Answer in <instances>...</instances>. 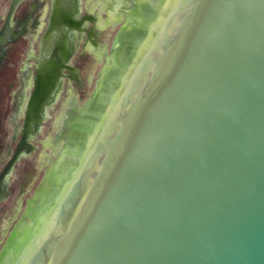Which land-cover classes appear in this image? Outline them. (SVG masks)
Masks as SVG:
<instances>
[{"label": "water", "instance_id": "95a60500", "mask_svg": "<svg viewBox=\"0 0 264 264\" xmlns=\"http://www.w3.org/2000/svg\"><path fill=\"white\" fill-rule=\"evenodd\" d=\"M133 1L104 0L103 8L80 0L99 16L93 39L104 46L116 40L97 88L80 105L99 72L93 58L100 54H84L75 36L76 28H85L79 0H52L17 155L33 147L29 139L75 48L76 105L65 123L59 106L50 107L37 138L58 130L66 139L59 164L72 160L63 168L55 163L42 190L37 165L20 166L9 187L12 162L2 170L0 264H19L29 249L28 264H264V0H178L162 26L171 0ZM18 2L12 0L0 28V76L7 81L0 87V132L6 112L13 123L19 120L30 68L15 103L5 98L17 82L25 37H35L46 6L28 0L13 26ZM125 14L128 23L116 36ZM115 100L117 113L102 128ZM4 137L0 133V162L9 146ZM63 192L49 229L36 238L43 214ZM26 205L36 225L20 242ZM16 239L18 250L8 245Z\"/></svg>", "mask_w": 264, "mask_h": 264}, {"label": "trees", "instance_id": "16d2710c", "mask_svg": "<svg viewBox=\"0 0 264 264\" xmlns=\"http://www.w3.org/2000/svg\"><path fill=\"white\" fill-rule=\"evenodd\" d=\"M11 1L12 0H0V12H1V16H2V19H1V22H0V28L2 27V25H3L4 21H5V18L7 16V14H8V11H9V8H10V5H11ZM27 1L28 0H20V2L16 5L13 13L11 14V24L13 26H14L16 17H18L19 12L22 11V7ZM92 1H93V3L96 2V0H92ZM176 2H177V0H173L172 4H174ZM79 3H80V0H79ZM45 5L46 6L43 7V15H42V17L40 19L41 20L40 21V27H39L37 33L35 34V37L34 38L25 37L27 39V42L25 44V47H24V50H23V53H22V57L20 59L19 65H18V71L16 73L17 82H16V85L14 87L13 93L10 94L9 96H7V98H5L6 102H8L12 106L13 100H14V96H13L14 92H16L18 90V88L20 87V74H21L22 70L29 64L30 67H31V70H32V74H31V77L29 79V85H28V88H27V93H26V96H25V99H24V102H23V108H22L23 119H22V122H21V125H20L19 132L21 131V128L23 126V120L25 118V108H26V106L28 104L29 98H30L31 93H32V89L34 87L35 67H36V63L37 62H36V59L33 56H36L38 54L40 40H41L44 32L47 29L48 20H49V16H50V13H51L52 0H45ZM79 6H80V4H79ZM171 10H172V6H171ZM80 14H81V10L79 11L78 16H80ZM94 14L97 16V14L95 12H94ZM125 21H126V17L124 15V17L119 22H117L115 27H114L115 34L119 30V27L121 26V24L123 22H125ZM156 37H154V39L149 41V43L147 44V47H146L147 49H146L145 53L149 50V48L151 46V43L156 39ZM112 44H113V40L111 42H109V44H107L106 51L105 52L103 51V53L98 57V59L100 61L99 72H98L96 78L93 80V82L91 84L90 92L85 95V99L82 101V103L80 105H84L85 102H87L92 97V93H93V91H94V89H95V87H96V85L98 83V79L102 75V73H103V71L105 69L106 63L108 61L107 60V56H108V53L110 51V47L112 46ZM76 51H77V49H76ZM135 65L136 66H135V68H133V71H135L137 69V67L139 66V62H137ZM133 71H132V73H133ZM132 75H130V77L128 79V83H129V80L131 79ZM1 81L4 82L5 84L2 83ZM5 81L6 80H4L0 76V87H6L7 81L6 82ZM65 87H67V88H65ZM66 90L70 92V95L68 96V99H66L62 104L57 105L59 107L56 110V113H57L58 117L63 119V120H65V121H66V119L68 117V114L70 112V108L72 107V104H74V100H73L74 96L73 95H75V93L78 91V88L75 86L74 83L73 84L69 83L68 79H64V82H63V84H62V86L60 88V91H59L57 97H59V95H60V93L62 91H64L66 93ZM116 113H117V100L114 103H111L107 107L106 113H105V119H103V121L101 123L102 128L105 126V124ZM8 115H9V113L6 112V114H5V118L6 119H4L5 123L1 127V132L0 133L5 136L4 138L6 140L7 145L9 144V146H12V148H14L16 143H17V141H14V142L11 141V136L13 134V127L8 123ZM48 115H49V107L47 108L46 116H45L44 121L42 123L40 132L31 139V142L35 145V149L29 155H25L20 161H18L16 163V165L13 168V172L11 174V177H10V185L12 184L11 181H12L13 174L17 171V169L20 166L25 165V166H27L29 168L30 167L34 168L37 165V167L40 168V173H39L40 175L39 176H40V180H41V185L38 188V190H42L43 186L46 184V182L48 180L47 177H48V174H49L50 170L52 169L53 165L55 163L59 164L60 159L64 157V156H61V154H62V152L64 151V148H65V143H66V139L65 138H58V139L54 140V136L55 135L52 132L48 138H44V139L41 138V140L37 139L38 137H40L43 134V125H44V122H45L46 118L48 117ZM98 136H97V138H98ZM18 138H20V135H18ZM94 143H95V141L90 146L89 151L83 157L82 161L77 165V169H76L77 172L82 167V165L84 164V162L87 159L88 155L90 154ZM50 149H51V152L49 153ZM9 157L10 156H8V158ZM69 159H70V161L72 160V158H66L64 162L62 161L63 162L62 164L61 163L59 164V166L62 165L61 167L63 168L66 165L67 161H69ZM6 161L7 160L1 161V163H0V171L3 169L4 165L6 164ZM77 175H78V173L75 174V176L73 177L72 181L69 182V184L67 186V189L69 188V186L71 185L73 180H75L77 178ZM56 183H59V186L63 185L61 180H58ZM38 190H36L35 193L29 198H34L35 195H36V192H38ZM65 192L62 193L60 199L56 202L54 207L49 208L50 210L46 211V213L43 214V216H44V218H43V226L42 227H38V229H37L38 231L36 233V238L39 237L41 234H43L45 231H47L49 229V227L51 225V222H52V218L54 216V213L56 212V210H57V208H58V206L60 204V201H61L62 197L64 196ZM29 198H28V201L30 200ZM27 206L28 205H26V207ZM26 207H25V209H26ZM26 211H27L26 213H28V211L31 212L32 210L30 211L28 209V207H27ZM34 218H35L34 215L31 216L30 213H28V214H26V217L24 219H22V221H21V223H22L21 226L22 227H21V230L19 231L20 242H23L22 240H24L26 242L28 239L31 238V233H30L29 229H30L31 226H35L36 225V222H35ZM17 242L18 241L16 239L13 243H9L8 245H12L13 246V244H15L16 250H18L17 249V246H18ZM32 252H33V249H29V252L26 254V256L22 259V261L19 264H28V262L30 260V254Z\"/></svg>", "mask_w": 264, "mask_h": 264}, {"label": "flooded vegetation", "instance_id": "af4514ba", "mask_svg": "<svg viewBox=\"0 0 264 264\" xmlns=\"http://www.w3.org/2000/svg\"><path fill=\"white\" fill-rule=\"evenodd\" d=\"M12 2V1H11ZM19 2H20V0H19ZM18 2V3H19ZM131 2H133L134 3V1L133 0H131ZM177 2H178V0H177ZM177 2L176 3H174V4H172L173 3V0H171L170 1V3H169V5H168V3L166 4V7H167V11H165V15L162 17V20H163V22L161 23V26H162V24L165 22V20L167 19V17H168V15H169V13L170 12H172L174 9H175V7H176V5H177ZM17 3V4H18ZM103 3H106V2H104V0H96V2L95 3H93L94 5L95 4H97L98 6H102L103 7ZM80 4V3H79ZM129 4H130V2L129 3H127V5L129 6ZM135 4H133L132 6H134ZM126 4L124 5V8L122 9V10H124V11H126L127 9H126ZM131 5L129 6V7H132ZM171 6H172V10H171ZM52 7V6H51ZM104 8V7H103ZM15 9V8H14ZM170 9V10H169ZM81 10V14H80V18H83L82 19V22H81V26L82 25H84V27L85 28H83L84 30L83 31H79L78 32V28H76L77 30H74V33H75V36H77V35H79V38H78V40L79 41H81V43H82V47H83V53L84 54H86V55H95L96 54V52H99V54L101 55L102 53H103V51L105 52L106 51V49H107V45H105L104 46V44H99L98 42H97V40H95V39H93V36H94V32L96 31L95 30V26L98 24V21H99V16L97 17L95 14H94V12L95 11H93L92 9H82L81 8V4H80V6H79V9H78V12H77V16H78V13H79V11ZM127 12V11H126ZM92 16V17H94L95 19V21H90L89 19H86V18H90V17H86V16ZM105 15H106V18L108 17V13L106 12V10H105ZM50 17V16H49ZM125 17H126V21L125 22H123L122 24H121V26L119 27V30L116 32V36H119V34L121 33V31H122V28H125V26H126V24L128 23V16H126V14H125ZM77 19H79V18H77ZM107 20V19H106ZM105 20V21H106ZM105 21H103V23H105ZM48 22H49V20H48ZM10 23H11V21H10ZM90 23V24H89ZM102 23V22H101ZM102 23V24H103ZM91 27V32L93 31V34L90 32V30H89V28L88 27ZM161 26H160V28H161ZM2 27H3V25H2ZM1 27V28H2ZM48 27V26H47ZM160 28L159 29H156L155 30V33H154V37H158V35H159V30H160ZM45 33V32H44ZM44 35V34H43ZM43 37V36H42ZM153 37V38H154ZM156 37V38H157ZM41 40H42V38H41ZM41 40H40V43H41ZM77 40V41H78ZM76 41V40H75ZM151 41V40H150ZM115 43H116V40L115 41H113V44H112V46L110 47V51H109V53H108V56L109 55H112V53L114 52V50H115ZM152 44V43H151ZM40 46H41V44L39 45V50H40ZM103 48H102V47ZM75 47H76V42H75ZM91 47V48H90ZM147 47V46H146ZM151 47V46H150ZM102 49V50H101ZM147 49V48H146ZM74 51H76V49L74 48V50H73V52H72V54H71V56H70V58H69V60H68V64L67 65H65L67 68L64 70V72L62 73V76H61V79H62V81H61V84H60V87H59V89H58V92H57V94L55 95V97H54V99L49 103V104H46V106H45V112H44V116H43V118H42V120H41V124H40V127H39V129H38V131L36 132V133H34L31 137H30V139H29V141H30V144L33 146L32 148H31V150L28 152V153H26V152H22V153H20V154H18L17 155V150H18V147H19V144H20V142H21V139H22V136H23V131H24V127H25V122H26V109H27V106H28V104H27V106H26V108H25V118H24V120H23V126H22V128H21V131L19 132V130H20V125H21V122H22V119H23V116H22V108H23V102H24V99H25V96H26V93H27V88H28V86H27V88H26V92H25V96H24V98H23V101H22V103H21V106H20V111H19V114H20V117H19V120L18 121H15L14 123L12 122V121H10V119H8V123L13 127V134H12V136H11V141L12 142H14V141H17V143H16V145H18V146H16L15 145V147L14 148H12V146H8V148H7V150H6V157H5V159H3V161L4 160H7L6 161V164L4 165V167H3V169L9 164V163H11L12 162V166H11V170H10V173H9V176H8V180H9V183H8V187H9V184H10V177H11V174H12V172H13V168H14V166L16 165V163L18 162V161H20L25 155H29L34 149H35V145L31 142V139L34 137V136H36L39 132H40V129H41V126H42V123H43V121H44V118H45V116H46V112H47V108L49 107H53V106H56V105H58V104H62L66 99H68V96L70 95V92L69 91H67L66 90V93L64 92V94H65V96H64V99H63V101H62V103H59V98H60V96L63 94V92H61L60 93V95H59V97H57V95H58V93H59V91H60V88H61V86H62V84H63V82H64V79H68V82L69 83H75V81L77 82L78 80L76 79L77 78V76H73L72 75V73H73V69H75L76 71H78V68L77 67H75V65H73L71 62H72V59H74ZM145 51L146 50H144V53H143V55H142V57L146 54L145 53ZM38 54H39V52H38ZM37 54V55H38ZM37 55L36 56H33L35 59H36V62H37ZM107 56V60L109 61V57ZM94 60H96V59H98V58H93ZM142 59V58H141ZM107 61V62H108ZM107 64V63H106ZM36 65H37V63H36ZM26 68H30V70H31V67H30V65L28 64L23 70H22V72H21V74H20V87L18 88V90L21 88V86H22V80H23V77H22V73H23V71L26 69ZM105 70V69H104ZM31 74H32V70H31ZM31 74H30V77H31ZM35 77H36V67H35ZM35 77H34V85H35ZM76 77V78H75ZM101 78V76L99 77V79ZM30 79V78H29ZM98 79V83H97V85H96V87H95V89L97 88V86H98V84H99V80ZM130 81V80H129ZM29 85V84H28ZM127 87V86H126ZM126 87H125V89H126ZM34 88V87H33ZM94 89V90H95ZM125 89H123V91H122V93L125 91ZM18 90L16 91V94H17V92H18ZM32 91H33V89H32ZM122 93H121V95H122ZM92 95H93V93H92ZM121 95H119V98H120V96ZM119 98H118V100H119ZM118 100H117V103H118ZM15 101V98H14V100H13V104L15 103L14 102ZM116 101V100H115ZM29 102V101H28ZM12 104V105H13ZM76 104L74 103V104H72V106H75ZM107 109V108H106ZM8 117H9V115H8ZM10 118V117H9ZM63 122L65 123V120H63ZM63 123V124H64ZM106 125V124H105ZM63 126V125H62ZM104 128V127H103ZM53 133H54V140H56V139H58V138H64V136H62V135H60V133H59V131L58 130H55V131H53ZM18 135H20V138H18ZM100 136V135H99ZM108 138H110L111 136L108 134V136H107ZM44 139V138H43ZM17 147V148H16ZM8 156H10L9 158H8ZM83 159V158H82ZM82 161V160H81ZM80 161V162H81ZM1 163V162H0ZM2 169V170H3ZM77 169V168H76ZM75 169V172L72 174V177H71V180H70V182L72 181V179H73V177L75 176V174H77L78 172H77V170ZM2 170L0 171V173L2 172ZM80 170V169H79ZM74 181V180H73ZM9 189V188H8ZM6 198V197H5ZM4 199V198H3ZM3 199H1V200H3ZM57 202V201H56ZM33 244H34V242H33ZM33 246V245H32Z\"/></svg>", "mask_w": 264, "mask_h": 264}]
</instances>
